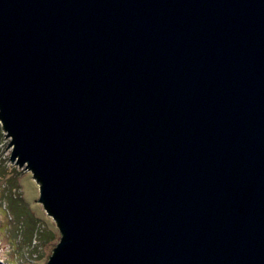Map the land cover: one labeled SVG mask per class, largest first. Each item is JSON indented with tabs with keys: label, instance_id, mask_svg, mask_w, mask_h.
<instances>
[{
	"label": "water",
	"instance_id": "water-1",
	"mask_svg": "<svg viewBox=\"0 0 264 264\" xmlns=\"http://www.w3.org/2000/svg\"><path fill=\"white\" fill-rule=\"evenodd\" d=\"M0 123L47 264H264V0H0Z\"/></svg>",
	"mask_w": 264,
	"mask_h": 264
},
{
	"label": "rangeland",
	"instance_id": "rangeland-1",
	"mask_svg": "<svg viewBox=\"0 0 264 264\" xmlns=\"http://www.w3.org/2000/svg\"><path fill=\"white\" fill-rule=\"evenodd\" d=\"M10 144L0 123V260L47 264L60 242V230L40 202L31 171L11 161Z\"/></svg>",
	"mask_w": 264,
	"mask_h": 264
}]
</instances>
